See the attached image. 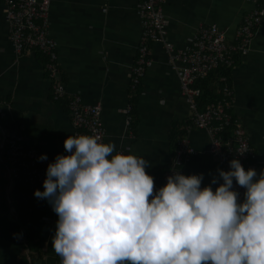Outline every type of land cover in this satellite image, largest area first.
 I'll use <instances>...</instances> for the list:
<instances>
[{
  "label": "crops",
  "instance_id": "1",
  "mask_svg": "<svg viewBox=\"0 0 264 264\" xmlns=\"http://www.w3.org/2000/svg\"><path fill=\"white\" fill-rule=\"evenodd\" d=\"M139 2L51 0L49 32L57 42L68 92L65 98L54 100L45 55L36 51L17 56L5 4L0 0V119L11 127L6 129L22 131L50 161L56 153L65 152L63 141L73 135L68 99L71 94H79L85 103L101 105L104 141L114 142L117 150L148 159L151 166H146V171L153 176L154 187L163 184L162 172L171 163L177 137L185 130L195 148L186 160L185 174L202 172V185L213 176L219 183L218 166L210 154V135L197 126L187 130L192 109L161 42L151 44L152 61L135 93L136 108L134 113L127 111L129 105L133 108L132 66L142 32ZM252 6L249 0H165L167 36L176 46L184 47L191 43L198 24L205 23L217 24L233 41ZM230 83L233 111L256 151L254 168L259 171L264 167V22L248 54L230 70ZM130 114H134V126L128 123ZM9 184L8 168L0 163V264H60L51 246L57 219L51 205L33 195L31 209L38 248H28L17 227ZM38 188L42 189L43 183Z\"/></svg>",
  "mask_w": 264,
  "mask_h": 264
},
{
  "label": "clouds",
  "instance_id": "2",
  "mask_svg": "<svg viewBox=\"0 0 264 264\" xmlns=\"http://www.w3.org/2000/svg\"><path fill=\"white\" fill-rule=\"evenodd\" d=\"M63 144L34 189L57 215L60 264H264V167L234 156L222 182L172 168L154 187L144 156L89 133Z\"/></svg>",
  "mask_w": 264,
  "mask_h": 264
},
{
  "label": "built area",
  "instance_id": "3",
  "mask_svg": "<svg viewBox=\"0 0 264 264\" xmlns=\"http://www.w3.org/2000/svg\"><path fill=\"white\" fill-rule=\"evenodd\" d=\"M5 18L9 24L10 39L17 56L39 51L45 55V70L51 79L52 97L61 100L67 96V89L62 78L59 53L56 40L49 32V12L51 0H3ZM253 6L243 16L236 30L233 41L217 24H198L191 43L184 47L176 46L167 36V17L163 4L165 0H140L139 14L142 32L138 44L136 60L132 66L131 90L137 93L145 72L151 64L150 47L153 42L164 44L168 52L170 66L176 71L182 93L186 96L192 109V126L204 128L210 135V154L218 168L227 170L228 161L237 157L245 168L254 167L256 151L251 144L246 129L234 114V93L230 76H220L223 82L221 98L199 108L198 97L201 88L195 86L199 79L207 77L210 72L223 68L231 70L238 59L248 54L252 39L264 22V0H249ZM69 114L73 127V135L89 133L105 140L106 127L101 116L99 103H85L79 94H71L68 99ZM132 105L128 112L131 113ZM132 115L128 118L131 123ZM219 144V145H218ZM237 151H243L242 153ZM195 152L188 133H181L174 145V155L170 165L162 172L163 184L172 168L185 173L187 158ZM42 152L26 135L15 129L0 126V163L7 166L10 176V188L15 180L24 184L42 183L45 177L47 160H40ZM222 182V178H220ZM234 187L243 196L244 189ZM25 240L24 234L21 235Z\"/></svg>",
  "mask_w": 264,
  "mask_h": 264
},
{
  "label": "trees",
  "instance_id": "4",
  "mask_svg": "<svg viewBox=\"0 0 264 264\" xmlns=\"http://www.w3.org/2000/svg\"><path fill=\"white\" fill-rule=\"evenodd\" d=\"M227 73L230 76V70H224L223 68L216 69L202 79L195 82V86L201 88V95L198 97L199 108H203L207 103L217 101L221 98V88L223 82L220 80V76ZM138 94L132 97L133 108L131 113H134L135 102L137 101ZM132 126L135 124L134 114H132ZM0 126L6 128L0 119ZM11 128V127H7ZM3 164V163H1ZM5 165V164H4ZM41 183L24 184L19 180H15L10 189L11 203L16 211L17 227L21 234H24L25 240L23 244L28 248H38L36 243V229L35 221L32 216V198L34 195V189L38 188ZM21 263V262H20ZM23 264V262L21 263Z\"/></svg>",
  "mask_w": 264,
  "mask_h": 264
},
{
  "label": "water",
  "instance_id": "5",
  "mask_svg": "<svg viewBox=\"0 0 264 264\" xmlns=\"http://www.w3.org/2000/svg\"><path fill=\"white\" fill-rule=\"evenodd\" d=\"M9 191H10V184H9V187H8V193H9Z\"/></svg>",
  "mask_w": 264,
  "mask_h": 264
}]
</instances>
